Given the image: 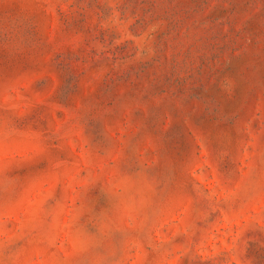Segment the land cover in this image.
<instances>
[{
	"label": "rangeland",
	"instance_id": "rangeland-1",
	"mask_svg": "<svg viewBox=\"0 0 264 264\" xmlns=\"http://www.w3.org/2000/svg\"><path fill=\"white\" fill-rule=\"evenodd\" d=\"M0 264H264V0H0Z\"/></svg>",
	"mask_w": 264,
	"mask_h": 264
}]
</instances>
